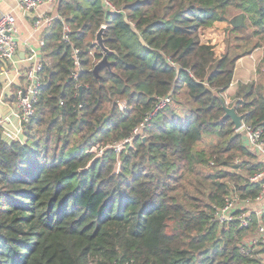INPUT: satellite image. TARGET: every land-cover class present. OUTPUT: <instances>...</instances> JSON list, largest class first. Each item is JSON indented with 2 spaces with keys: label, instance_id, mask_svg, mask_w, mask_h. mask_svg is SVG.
<instances>
[{
  "label": "trees",
  "instance_id": "trees-1",
  "mask_svg": "<svg viewBox=\"0 0 264 264\" xmlns=\"http://www.w3.org/2000/svg\"><path fill=\"white\" fill-rule=\"evenodd\" d=\"M108 1L121 12L100 0L58 1L63 23L44 38L26 140L0 137V264H261L240 253L255 213L247 229L213 216L230 195L254 200L264 185L249 181L264 161L217 98L225 101L236 62L261 48L257 79L238 84L227 105L264 137V0ZM223 24L217 59L197 33ZM102 26L107 55L94 44Z\"/></svg>",
  "mask_w": 264,
  "mask_h": 264
},
{
  "label": "built area",
  "instance_id": "built-area-1",
  "mask_svg": "<svg viewBox=\"0 0 264 264\" xmlns=\"http://www.w3.org/2000/svg\"><path fill=\"white\" fill-rule=\"evenodd\" d=\"M103 4L104 10L111 12L113 14H119L121 11L114 7L108 0H100ZM42 0H19L17 8L21 11L32 13L35 15L34 27L35 29L40 28H51L57 21L63 20L60 16L58 17H47L42 13H39V7ZM70 33V28L67 25L63 26L62 29V41L66 45H70V40L68 37ZM32 55L33 51L30 50ZM17 54V28L15 23V18L12 14H4L0 17V59L5 63H15V58ZM72 54L74 57V73L72 75L73 79L77 78V72L80 69L79 62V49H72ZM17 74L21 71L15 70ZM42 64L35 63L28 66L22 73L26 81L24 87L19 88L15 97L17 100V113L16 116L19 119V128L16 130H9L6 124L9 123V118H0V137L5 142L19 141L21 143L25 142V137L22 132V123L27 122L34 112L33 105L36 102L37 91L42 84ZM171 102V98L165 97L161 99L159 104L155 107L154 115L165 105ZM147 117L144 122L148 123L149 119L152 117ZM144 124L141 125L139 129L134 131L135 135H139L142 132ZM239 132L244 137V143L246 144L249 151L253 152L259 159L264 161V137L262 128L257 126L246 125L242 122V126ZM23 135V136H22ZM21 136L24 141L21 140ZM264 178V172L256 174L249 178L251 183H257ZM249 206L255 205L258 210L255 211H244L243 208L239 206ZM264 207V185L261 186L259 195L254 200H239L237 196L230 195V197L225 199V203L222 207L215 210L213 221L219 226H228L231 223H238L239 229H247L250 223V213L254 212L257 219L256 230L252 235L243 240L240 245V253L245 257H258L261 264H264V222L261 221V213ZM258 252V256L254 253Z\"/></svg>",
  "mask_w": 264,
  "mask_h": 264
},
{
  "label": "crops",
  "instance_id": "crops-1",
  "mask_svg": "<svg viewBox=\"0 0 264 264\" xmlns=\"http://www.w3.org/2000/svg\"><path fill=\"white\" fill-rule=\"evenodd\" d=\"M18 1L0 0V17L4 14H12L17 28V54L15 63H5V65L0 63V118H9V123L6 124L9 130L18 129L20 124L16 116L17 100L15 93L19 88L26 85L22 73L28 66L42 62V59L45 57V53L42 51L45 42L44 38L51 32L53 27L35 29L34 18L28 17L27 12L17 8ZM58 1L42 0L38 12L47 17L60 16L58 14ZM30 50L33 51L34 55H32ZM260 55L262 57V54ZM254 56H256V53L240 58L236 62L232 83L223 95L226 104L237 90L238 84L256 79V64L260 62L261 58L258 60ZM16 69L21 71L20 74L16 73ZM234 74L236 79L234 78ZM22 136L21 140L24 141ZM245 207L250 208V210L247 209L246 211H255L257 206L249 205Z\"/></svg>",
  "mask_w": 264,
  "mask_h": 264
},
{
  "label": "rangeland",
  "instance_id": "rangeland-1",
  "mask_svg": "<svg viewBox=\"0 0 264 264\" xmlns=\"http://www.w3.org/2000/svg\"><path fill=\"white\" fill-rule=\"evenodd\" d=\"M235 17H237V13L235 14V12H232L229 15L228 19H232V18H235ZM102 27H104V26H102ZM226 29H228V25L227 24H223V25H216V26H213V27L208 28V29H200L198 31V33H197V38L199 39L200 43L209 44V45L214 47L215 57L217 59H219L221 57V55L224 53L225 48H226V41H227V37H228V32L226 31ZM87 40L90 41V38H87ZM253 53H256V56H254V58H256L258 60L260 58L262 59L260 54H262V56H263V51H262L261 48L256 49ZM92 63H93V61H92ZM259 64H260V62L258 64H256V65L258 66ZM234 78L236 79L235 74H234ZM256 79H257V77H256ZM255 80H253V81H255ZM250 82H252V81H250ZM247 83H243V84H247ZM227 102H229V100ZM239 130L236 131V132H239ZM208 143H209V140L207 139L205 141V144H208ZM116 148L119 151L122 149L120 146H117ZM93 152H95V154L97 156H100L103 151H99V150L97 151L96 149H93ZM118 166H119V163H117L116 168H118ZM239 207L243 208L244 211L247 210V209L250 210V208L244 207L242 205H240ZM252 209H254V208H252ZM255 210H258V208L256 207Z\"/></svg>",
  "mask_w": 264,
  "mask_h": 264
},
{
  "label": "water",
  "instance_id": "water-1",
  "mask_svg": "<svg viewBox=\"0 0 264 264\" xmlns=\"http://www.w3.org/2000/svg\"><path fill=\"white\" fill-rule=\"evenodd\" d=\"M28 17H33L35 18L34 14L31 13H27ZM235 21L237 22V24H235V26H241L242 25V16H238V18L235 19ZM233 22V21H232ZM103 33H104V27H101L98 32L95 35V39H94V44L105 54L107 55L109 53V51L104 47L103 44ZM0 63H2L3 65H5V62L3 60L0 59ZM107 66V61H106V57H103V59L93 68L92 72L95 76L98 75V71L100 68ZM79 92L81 91V87H79ZM217 98L219 99L221 105H222V109L224 112L223 115V119H230L231 123L233 124V129L235 131H238L240 129V127L242 126V121H243V116L242 115H238L236 112V105L233 104L232 106H228L225 101L220 97L217 96Z\"/></svg>",
  "mask_w": 264,
  "mask_h": 264
}]
</instances>
